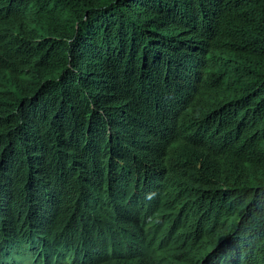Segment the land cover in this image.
Wrapping results in <instances>:
<instances>
[{
  "label": "trees",
  "instance_id": "trees-1",
  "mask_svg": "<svg viewBox=\"0 0 264 264\" xmlns=\"http://www.w3.org/2000/svg\"><path fill=\"white\" fill-rule=\"evenodd\" d=\"M0 264H264V0H0Z\"/></svg>",
  "mask_w": 264,
  "mask_h": 264
}]
</instances>
